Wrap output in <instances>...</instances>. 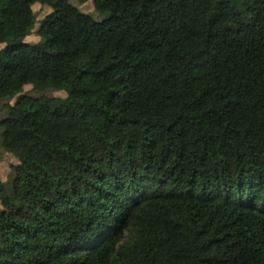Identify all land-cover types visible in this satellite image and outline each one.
Listing matches in <instances>:
<instances>
[{"label":"trees","instance_id":"1","mask_svg":"<svg viewBox=\"0 0 264 264\" xmlns=\"http://www.w3.org/2000/svg\"><path fill=\"white\" fill-rule=\"evenodd\" d=\"M94 1L0 0V264H264V0Z\"/></svg>","mask_w":264,"mask_h":264},{"label":"rangeland","instance_id":"2","mask_svg":"<svg viewBox=\"0 0 264 264\" xmlns=\"http://www.w3.org/2000/svg\"><path fill=\"white\" fill-rule=\"evenodd\" d=\"M75 3L82 11L89 13L92 15L96 20H103L110 16V11H98L95 8V1L94 0H71ZM34 10L37 15V22L35 29L33 32L26 38V41L29 43H37L41 41V36L38 34V30L41 24L42 19L45 17L46 14L52 11L51 6L42 5L41 3L34 4ZM14 42V38L7 39L4 43H0V49L5 47L6 45ZM25 91L30 92L36 96H40L41 94H49L54 96H61L65 97L67 93L65 91H58L56 89H48L46 91H37L33 88L32 85H27L25 87ZM17 94H10L7 98L3 99L0 102V117L5 115V108L8 104H14L17 99ZM18 163V159L13 156L11 153L7 152L3 149L0 144V180L2 181H10L14 173L12 171V166Z\"/></svg>","mask_w":264,"mask_h":264}]
</instances>
